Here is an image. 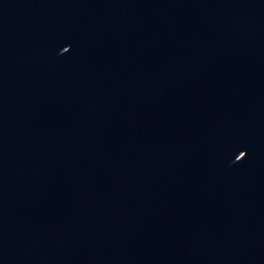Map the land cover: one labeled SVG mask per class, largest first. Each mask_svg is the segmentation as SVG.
I'll list each match as a JSON object with an SVG mask.
<instances>
[{"label":"water","instance_id":"95a60500","mask_svg":"<svg viewBox=\"0 0 264 264\" xmlns=\"http://www.w3.org/2000/svg\"><path fill=\"white\" fill-rule=\"evenodd\" d=\"M0 264H264V0H0Z\"/></svg>","mask_w":264,"mask_h":264}]
</instances>
